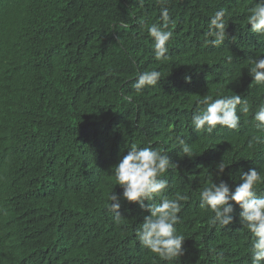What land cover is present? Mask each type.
Here are the masks:
<instances>
[{
  "label": "trees",
  "instance_id": "1",
  "mask_svg": "<svg viewBox=\"0 0 264 264\" xmlns=\"http://www.w3.org/2000/svg\"><path fill=\"white\" fill-rule=\"evenodd\" d=\"M254 4L0 0V264H251L239 206L232 202L234 223L213 225L199 193L220 179L234 190L239 171L250 167L264 179V126L252 119L264 84L248 71L264 54V37L247 26ZM164 7L173 36L167 59L157 61L147 27L160 22ZM219 8L228 37L216 47L205 34ZM151 70L160 83L137 93V75ZM205 94H239L250 111L238 106V129L196 132L191 116ZM177 137L190 144L191 158ZM132 144H150L177 165L166 173V194L187 197L176 225L185 251L176 260H161L136 240L150 213L123 198L111 172ZM220 162L227 166L217 177ZM256 188L264 195V182ZM112 191L119 220L109 207Z\"/></svg>",
  "mask_w": 264,
  "mask_h": 264
},
{
  "label": "clouds",
  "instance_id": "2",
  "mask_svg": "<svg viewBox=\"0 0 264 264\" xmlns=\"http://www.w3.org/2000/svg\"><path fill=\"white\" fill-rule=\"evenodd\" d=\"M143 0H141V3ZM165 2V0H160ZM247 16V26L250 25V32L257 36L264 37V0H255V4L249 10ZM226 9L219 8L208 21L207 37L213 46H222L228 37L226 32ZM169 13L167 7L161 10L160 22L153 23L147 27V34L152 40V50L157 61L167 59V44L173 36L169 30ZM127 27V25H123ZM234 39V38H233ZM231 62L232 57H227ZM248 71L257 85L264 84V54L256 56L250 60ZM190 80V77H185ZM161 81V73L156 70L140 72L133 88L137 93L141 92L145 86H156ZM131 100V97H124ZM240 111L248 113L250 111L246 100H242L239 94L217 95L205 94L197 101V107L191 116V125L196 132H213L219 125L228 129H238L240 126ZM252 119L257 122V126H264V103L258 105L253 113ZM260 142L261 138H255ZM179 149L191 158L194 153L189 143L183 138H176ZM226 164L220 162L217 165L219 177L225 170ZM166 152H162L148 146L139 147L132 144L127 153L112 166L111 172L116 185L123 189L122 195L128 202H138L141 208L146 209L149 215H145L143 222L135 229V237L139 244L156 254L164 261H172L180 258L185 249L183 243L185 236L177 230L176 225L180 222L182 204L187 200L186 196L177 194L174 198L167 195L169 181L166 173L176 168ZM239 183L234 190L229 184L220 179L213 181L204 187L199 193V206L208 208L214 214L210 218L213 225L219 224L222 227L234 223L235 202L241 211L239 212V222L251 234L252 242L250 249L251 264H264V195L257 194L256 185L264 182L257 168L250 167L247 171H239ZM111 201L109 207L115 212V219L119 220L120 197L113 191L109 195ZM156 201L145 204L144 201ZM222 259V254H217Z\"/></svg>",
  "mask_w": 264,
  "mask_h": 264
}]
</instances>
